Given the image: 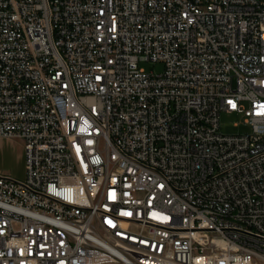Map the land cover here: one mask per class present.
I'll return each mask as SVG.
<instances>
[{
    "label": "built area",
    "instance_id": "built-area-1",
    "mask_svg": "<svg viewBox=\"0 0 264 264\" xmlns=\"http://www.w3.org/2000/svg\"><path fill=\"white\" fill-rule=\"evenodd\" d=\"M0 137V264H264V0H0Z\"/></svg>",
    "mask_w": 264,
    "mask_h": 264
},
{
    "label": "rangeland",
    "instance_id": "rangeland-1",
    "mask_svg": "<svg viewBox=\"0 0 264 264\" xmlns=\"http://www.w3.org/2000/svg\"><path fill=\"white\" fill-rule=\"evenodd\" d=\"M140 66L147 71L160 73L164 69L161 62H142ZM221 131L225 134L248 133L251 126L245 123L241 114L222 112L220 117ZM25 153L23 142L18 138L0 137V172L13 178L25 177Z\"/></svg>",
    "mask_w": 264,
    "mask_h": 264
}]
</instances>
